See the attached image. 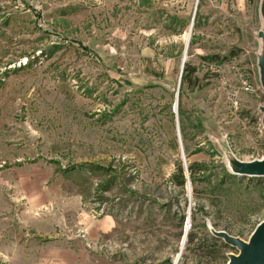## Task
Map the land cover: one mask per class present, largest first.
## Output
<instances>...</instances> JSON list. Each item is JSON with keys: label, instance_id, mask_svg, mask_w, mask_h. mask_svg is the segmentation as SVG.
I'll use <instances>...</instances> for the list:
<instances>
[{"label": "rangeland", "instance_id": "rangeland-1", "mask_svg": "<svg viewBox=\"0 0 264 264\" xmlns=\"http://www.w3.org/2000/svg\"><path fill=\"white\" fill-rule=\"evenodd\" d=\"M256 3L0 0V264L50 261L27 246L12 257L33 233L23 204L40 198L56 204L43 243L62 264L238 253L213 237L247 242L264 220V178L245 175L264 158Z\"/></svg>", "mask_w": 264, "mask_h": 264}, {"label": "crops", "instance_id": "crops-1", "mask_svg": "<svg viewBox=\"0 0 264 264\" xmlns=\"http://www.w3.org/2000/svg\"><path fill=\"white\" fill-rule=\"evenodd\" d=\"M226 1V0H221ZM240 5L244 0H236ZM260 0H256L258 3ZM254 5L257 10L258 5ZM255 4V3H254ZM196 9V8H195ZM33 201V200H32ZM29 202V204L24 205V213L25 222H23L24 226L28 228L27 231L33 232L31 237L26 241L22 242V239H15V242H12V257L20 256V250L27 248L30 251L35 252L38 257H49L50 261L45 264H62L60 262V257L62 255V249L58 248V245L45 246L43 243L44 236L50 232V229L46 227V223L48 221L50 213H46L51 205L56 204H46L42 199H38L37 201ZM24 221V220H23ZM15 238V237H14ZM61 251V252H60ZM1 253V252H0ZM71 257V256H70ZM40 264H42L40 262Z\"/></svg>", "mask_w": 264, "mask_h": 264}, {"label": "water", "instance_id": "water-1", "mask_svg": "<svg viewBox=\"0 0 264 264\" xmlns=\"http://www.w3.org/2000/svg\"><path fill=\"white\" fill-rule=\"evenodd\" d=\"M262 13L264 17V3L262 6ZM187 48L188 46L186 45L181 70H183L184 67ZM177 103L178 99L176 96L175 107H177ZM247 169L249 172L245 175L250 178H264V159L262 161L256 160L248 164ZM185 170L187 172L186 166ZM186 238L187 233L184 235V243L186 242ZM217 238L222 239L229 247L238 250L236 255H229V260L226 264H264V220L255 227L247 242L231 237L226 233H218Z\"/></svg>", "mask_w": 264, "mask_h": 264}, {"label": "trees", "instance_id": "trees-1", "mask_svg": "<svg viewBox=\"0 0 264 264\" xmlns=\"http://www.w3.org/2000/svg\"><path fill=\"white\" fill-rule=\"evenodd\" d=\"M198 7H199V4L196 5V9L195 11L197 12L198 10ZM195 19V17H194ZM195 22V20H194ZM193 69L192 68H189L188 64L187 63H184V67H183V71H182V76H181V85H185L186 83L189 85L191 83V80H190V75L193 73ZM189 78V80H188ZM181 85H180V89H181ZM180 94H181V90H179V97H180ZM194 167L195 165H190L188 166V171L190 173V175L192 176L193 172H194ZM178 173H179V176L181 177V179L183 178V169L179 166L178 167ZM229 178H232L231 175L228 176ZM251 180H255V181H260L261 178H251ZM180 185H183V181L181 180L180 182ZM214 241L216 242H221V244L223 245L224 248H229V246L227 244H225L222 240H220L219 238H214ZM195 241V237L192 236V234H187V238H186V244L187 245H190L191 243H193ZM216 264V263H214Z\"/></svg>", "mask_w": 264, "mask_h": 264}, {"label": "bare ground", "instance_id": "bare-ground-1", "mask_svg": "<svg viewBox=\"0 0 264 264\" xmlns=\"http://www.w3.org/2000/svg\"><path fill=\"white\" fill-rule=\"evenodd\" d=\"M264 158L260 159L259 161H262Z\"/></svg>", "mask_w": 264, "mask_h": 264}]
</instances>
